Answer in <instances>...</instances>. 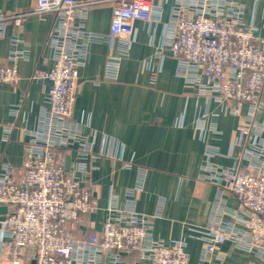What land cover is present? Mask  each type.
Returning <instances> with one entry per match:
<instances>
[{
	"label": "built area",
	"instance_id": "obj_1",
	"mask_svg": "<svg viewBox=\"0 0 264 264\" xmlns=\"http://www.w3.org/2000/svg\"><path fill=\"white\" fill-rule=\"evenodd\" d=\"M103 2L113 5L110 32H88L89 9ZM44 13L55 17L48 38L54 66L33 77L51 82L50 108L42 111L37 130L29 132L21 171L8 162L0 165V204H9L10 209L0 215V264H25L29 249L34 252L33 264H127L125 258L134 254L140 264H191L184 241L166 244L153 238V220L160 213L150 216L137 211L144 173L126 190L124 203L111 193L102 230L82 235L84 218L99 210L97 198L84 186L92 169L89 163L103 154L93 152L82 124L73 119L80 93L79 69L93 44L119 39L124 46L108 57L105 68V78L116 80L135 38V23L158 21L161 8L154 0H35L29 12H0V41L8 21L19 26L28 15ZM243 14L240 0H176L167 45L177 61L178 75L201 96L250 106L236 140L244 155L235 167H213L207 176L218 186L219 198L227 193L237 198L248 218L243 220L246 233L235 234L220 222L195 232L205 255L232 241L261 258L262 263L253 264H264V119H258L264 112V38L255 37ZM17 42L14 39L12 44ZM27 57L26 51L14 49L13 64L0 68V84H17L16 63ZM198 127L202 129L204 123ZM67 150L75 151L68 172Z\"/></svg>",
	"mask_w": 264,
	"mask_h": 264
},
{
	"label": "crops",
	"instance_id": "obj_2",
	"mask_svg": "<svg viewBox=\"0 0 264 264\" xmlns=\"http://www.w3.org/2000/svg\"><path fill=\"white\" fill-rule=\"evenodd\" d=\"M240 1L243 21L253 28L256 38H264V0ZM34 2L0 0V12H29ZM154 4L161 8V17L135 23V38L127 44L128 54L116 80L105 78V68L108 57L124 46L119 39L93 44L85 66L79 69L80 93L73 119L82 124L81 131L92 142L93 152L103 154L89 163L92 169L84 186L97 198L99 210L84 218L82 235L100 232L108 217L111 193L124 203L126 190L144 173L136 209L150 216L160 213L152 225L155 240L166 244L184 241L191 264L262 263L257 254L239 249L232 241L205 255L203 242L197 238L196 230L218 222L235 234L246 233L243 220L248 218L237 198L232 193L219 198L218 186L207 176L213 167H235L244 155L236 140L250 106L201 96L178 75L177 61L167 45L176 0H154ZM112 14L111 3L92 5L86 30L108 35ZM54 24L51 13L30 14L19 26L8 21L0 41V68L13 64L10 55L14 49L28 54L16 63L19 82L0 84V165L8 162L18 171L23 166L29 132L37 130L42 111L50 108L47 97L51 82L33 76L53 69L48 38ZM14 39H18L16 46ZM258 119H264V112ZM201 122L202 129L198 127ZM6 128L10 131L5 132ZM66 152L73 162L75 151ZM33 253L26 251L25 264H33ZM125 261L140 264L136 254Z\"/></svg>",
	"mask_w": 264,
	"mask_h": 264
},
{
	"label": "water",
	"instance_id": "obj_3",
	"mask_svg": "<svg viewBox=\"0 0 264 264\" xmlns=\"http://www.w3.org/2000/svg\"><path fill=\"white\" fill-rule=\"evenodd\" d=\"M70 163H71V158L70 156H66L65 159V171L68 172L70 170ZM9 204H0V214L5 215L7 213V208Z\"/></svg>",
	"mask_w": 264,
	"mask_h": 264
}]
</instances>
